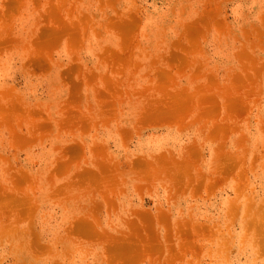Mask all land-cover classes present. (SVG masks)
Segmentation results:
<instances>
[{"label": "rangeland", "instance_id": "obj_1", "mask_svg": "<svg viewBox=\"0 0 264 264\" xmlns=\"http://www.w3.org/2000/svg\"><path fill=\"white\" fill-rule=\"evenodd\" d=\"M0 264H264V0H0Z\"/></svg>", "mask_w": 264, "mask_h": 264}]
</instances>
